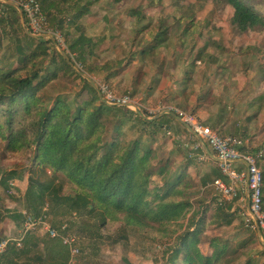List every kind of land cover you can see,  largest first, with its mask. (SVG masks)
<instances>
[{
    "label": "trees",
    "instance_id": "obj_1",
    "mask_svg": "<svg viewBox=\"0 0 264 264\" xmlns=\"http://www.w3.org/2000/svg\"><path fill=\"white\" fill-rule=\"evenodd\" d=\"M35 1L49 26L63 36L69 62L48 39L26 34L18 11L0 3V53L3 51L1 56H4L6 50L9 53L6 57L14 61L9 68V62L2 64L0 60V141L5 152L26 156L27 160L23 169L0 179L3 190L8 189L10 180L21 179L26 169L28 177L22 196L25 211L32 217L44 215L45 205L54 210L64 203L68 213L74 214L73 221L80 222L76 230L79 236L99 240L102 238L99 231L118 229L120 235L113 242L121 246L124 256L131 249L126 234V229L131 228L153 242L172 240L173 246L166 252L169 264H237L248 249L259 245L256 231L244 226L240 215L243 210L230 212L231 205L219 195L214 200V208L198 199V208L194 209L199 185L188 170L189 158L185 154L182 160L165 155L156 139L155 131L160 125L156 129L155 122H147L123 107L105 104L81 76L84 73L90 77L105 75L99 79L105 82L114 73L113 64L99 65L92 61L96 55L94 40L86 37L79 26L92 2L67 6L75 8V13L58 18L61 15L58 2ZM122 1L113 0L116 4ZM211 1L224 2L232 9L230 25L238 33L264 32V0ZM128 15L136 22L144 19L136 10ZM193 26L196 28L198 23H191L186 29ZM144 29L141 25L136 30L139 43L145 41ZM201 31L196 34L198 37ZM163 32L161 35L166 34V30ZM151 45L141 50L143 56L152 53ZM202 51H196L197 58ZM85 61L90 65L85 71L82 69L81 75L76 73L74 66ZM118 68L120 71L122 65ZM255 70L264 80V63H257ZM188 96L185 88L181 97L186 100ZM125 125L129 131H137V136L127 138ZM254 150L239 148L241 153L253 154ZM59 175L66 184V193L61 195V185L55 180ZM220 177L212 170L205 179L212 182ZM23 199H17L18 204L22 205ZM5 211L13 225L20 226L22 215L17 210ZM236 218L246 229L238 234L236 242L216 233L207 236L210 228L222 232ZM32 234L25 236L22 248L10 245L0 256V264L3 261L13 264V260L26 253L35 256L38 264L68 263V251L58 240ZM204 244L209 250L206 254L200 250ZM243 264L256 263L248 258Z\"/></svg>",
    "mask_w": 264,
    "mask_h": 264
},
{
    "label": "crops",
    "instance_id": "obj_2",
    "mask_svg": "<svg viewBox=\"0 0 264 264\" xmlns=\"http://www.w3.org/2000/svg\"><path fill=\"white\" fill-rule=\"evenodd\" d=\"M136 1L139 3L141 0H129V3L131 2V5ZM85 2L91 1L86 0ZM80 4L82 3L80 2ZM113 5L115 4L112 3L111 0H93L88 8V13L79 21V26L82 28V32L85 36L92 38L96 45L98 43L96 48H99L102 44L108 47V41L115 37L111 33H105L106 25L110 21L121 19V17L114 12H111L110 15L108 14V11L114 7ZM138 5L139 4L131 10H137L136 8ZM129 9L130 8H128L126 12L127 15L131 11ZM59 11L61 15H59L58 18H63L64 15H73L76 9L65 7ZM51 12L55 15L57 14L54 10ZM60 12H58V14ZM127 19L134 20V27L124 30V26H120L122 29L120 33L125 32L126 34V46L121 48L123 52L122 56L119 60H116V62L104 60L107 62L105 64H113L111 69L112 72H114L112 77L106 81L113 87L116 94H118L117 90L121 87L123 91L130 93L134 98L140 100L147 109L155 112L152 116L146 112L134 113L138 114L147 122H155L156 129L158 125L161 126V128L155 131L156 139L166 155H175L178 160H182V154H185L189 158L191 164L188 170L199 185V193L195 201L193 200V208H198V199L206 206L214 208V200L217 198L218 194L211 187L213 181L210 182L209 179H205V176L210 174L212 170L219 173L213 150H210L208 148L209 146L204 141L195 137L191 129L179 118L167 112L165 109L179 108L189 112L193 114L200 123L208 126L220 136H232L237 138L242 142L241 148H246L247 150L255 149L257 151L258 149L264 148V89L261 91L264 80L261 78L260 80H253L255 72L253 73V77H250L248 71L246 73H240L239 76L236 77L232 76L230 73V76H221V74L224 73L222 70H218L219 72L216 77L213 76L209 78L211 75H209V73L206 74L205 69L207 70L210 66H213L215 69H223V63L218 56L215 57L210 55L211 52L209 53V48H214L215 45L212 43L213 45L210 46V39H204V32L206 30L202 32L201 37H198L192 32L190 33L192 37L189 43L194 41V50L192 52L203 50L200 56L198 58L196 57L194 60H191L192 55L188 51L186 52L184 60L181 59L182 61H177V56H175L174 59V57H172L173 52H171L167 46L168 40H166V37L162 39L164 35L157 40V42H160L159 47L157 48L151 45V49H153L152 53H147L143 56L141 50L146 49V42L150 40L139 43L138 39V45H135L134 38L136 30L139 28L140 21L136 22V20L133 17H129V15ZM29 36L32 37L31 35ZM204 43L207 44L205 49ZM132 44L134 46L130 50ZM99 53L100 52H98L97 57ZM1 55H3V51H1L0 56ZM94 58H92V61ZM180 63L181 65H179ZM119 65H122L120 71H118ZM11 67L12 66H9V68ZM105 74H108V72ZM189 77L190 79H188ZM255 87L260 88L255 90ZM185 88L189 96L186 100H183L181 95ZM160 107L164 109L158 111ZM146 128L149 130L148 126H146ZM197 145L199 147L195 148ZM201 155L205 156L203 160H199ZM257 165L259 170L263 173L264 204V155L259 159ZM236 169L244 173L246 165L243 162H238L236 164ZM0 187L3 190L4 186L0 184ZM240 187L241 190L238 199L229 202L231 205L230 212L248 210V192L245 183L241 184ZM11 189L16 192L15 189ZM4 210L0 212H5ZM235 222L237 221H234L228 228L223 227L225 230L222 232L218 231L216 235L236 242L239 237L238 234L241 235L244 231L246 232V229ZM9 223L14 226L11 221ZM228 229L231 230L228 231ZM255 233L258 238L259 246L264 247L257 232ZM39 235L42 236V233ZM6 236L8 235H3L0 239ZM204 245L206 246L207 244ZM205 251L208 253V248H206ZM255 254L256 252L253 250L252 255L245 256V259L240 260V257L237 264H243L248 258L253 259L256 264H262L264 262V251L261 249L260 254L263 255L261 257L254 256ZM34 257L35 256L26 253L17 260H13V264H38L34 261ZM1 264H4V261L1 262Z\"/></svg>",
    "mask_w": 264,
    "mask_h": 264
},
{
    "label": "rangeland",
    "instance_id": "obj_3",
    "mask_svg": "<svg viewBox=\"0 0 264 264\" xmlns=\"http://www.w3.org/2000/svg\"><path fill=\"white\" fill-rule=\"evenodd\" d=\"M55 1L58 2L57 5L58 9L60 10L62 8L64 9L67 6H72L76 3H82L86 0ZM88 1L93 2V0ZM111 2L114 3L113 0H111ZM122 2L121 3L123 5H119L120 3H114V7L110 11H108L109 15L111 14V12H114L119 17H121V19L110 21L106 25L105 33H111L115 37L108 41V47L107 45L104 46V44H102L99 48L95 47L94 51H96V58L93 59V62L102 64L107 63L105 61L116 62V60H119L121 58L123 53L121 51V48L126 46V34L125 32L120 33V30H122L120 26L123 25L124 30L134 27V20L127 19L128 15L126 12L128 8H130L129 10H131L136 7L137 4H139L136 8V11L142 13L144 17L143 21H140L139 27L141 25L145 26L144 31H146V33L143 38L145 41L150 40L146 42L145 48L150 46V43H152L154 47L158 48L160 42H155V40L160 39L162 36L161 34L166 30V34L162 36V39L166 37V40H168L167 46L169 50L173 52L172 57H174L175 59V56H177L178 60H176L180 62L181 59L184 60L186 52L188 51L192 55L191 60H194L196 58V52H192V50H194V41H192V43H189L191 42L190 40L192 37L190 33L194 31L193 34H197L201 29L203 32L206 30L204 32V39H210V43L215 42V47L209 48V53L211 52L210 55L215 57L218 56L223 63V69H215L213 66L208 67L207 70L205 69L206 74L209 73V75H211L209 78L213 76L216 77L219 72L218 70L224 71L221 76H230V74H232V76L234 77L239 76L240 73H246L248 71V75L250 77H253V73L255 72L253 80H260V78L256 74L255 66L257 63H264V32L250 31L244 34L238 33L234 29V27L230 25L232 9L224 2H214L211 0H141L139 3L136 1L131 5V2L129 3V0H123ZM191 23H198V26L196 28L193 26L187 30L186 26ZM206 25L207 28L205 27ZM194 29H196L197 31H195ZM150 33L151 35H149ZM72 35L74 36L76 35V33H72ZM138 39L139 36H136L134 42L135 45H138ZM97 45L95 43V46ZM133 46V44L132 46H130V50ZM216 46L224 49L225 51H221V49ZM246 48H249V52L247 53L245 52ZM254 48L256 51H252ZM98 52L100 53L97 57ZM8 55L9 53L5 50L4 56H0V60L2 61V64L9 62V66H13L14 61L9 60L6 57ZM252 61H254L253 65ZM248 64H251L252 66L250 65L251 67H248ZM87 65H90V63L88 64L85 61L80 63L78 66L80 67V69H83L85 71ZM179 65H181V63ZM73 70H77V68L74 67ZM70 75L72 76V74ZM84 77L85 79L91 81H93L94 79H101L100 77L96 76L90 77L85 73L83 74V78ZM105 82L114 92L113 87H111V85L108 84L107 81ZM259 88L255 87L254 89L257 90ZM263 89L264 85L261 87V91ZM117 92L118 94H127V92L123 91L121 87L117 90ZM126 126L127 125H125V127ZM124 131V134L127 136V138L137 136V131H129L127 127ZM208 148L211 150L210 147ZM25 163H27L26 156H13L12 154L5 152L4 143L0 141V179L9 172L20 171L24 168L23 165ZM27 177L28 174L25 169V173L23 174L21 179H13L8 182V189L6 188L4 191L0 187V211L4 210L5 207H7L5 209H7L8 211H16L19 209L18 212H22L25 210L24 205L26 203L24 202L22 194L26 188ZM55 180L58 185H61V190L63 192L60 193L59 191L58 194H65L66 191H64V189L66 184L63 177L60 175L56 176ZM11 188L15 190L17 189L18 192H14ZM21 198L23 199L22 205L18 204L17 202V199L21 200ZM44 208H46V205L42 208L43 211ZM67 208L68 207L64 203L57 205L54 210L49 206V208L47 207V209L49 210H47L44 214L47 216V222L51 226H53V228H57L61 223L65 222L68 225H71L73 227H71L72 231L76 233L80 222L79 220L73 221L72 216H74V214L68 213ZM10 221L11 220L8 218L6 211L2 213L0 212V237L3 235H8L6 237L16 238L19 235L23 225V221L18 227L12 226L9 223ZM235 221H237L235 223H239L242 227L239 218H236ZM126 230V234L130 239L131 249L128 253H126L125 256L121 251V246L113 242L117 240L120 235L118 229H110L108 232L99 231L100 236L102 237L99 240H92L93 237L86 238L83 235L79 236L76 233L80 237V247H82V253L78 255L76 264H169L166 260V256H168L166 252L173 246L172 240L153 242L142 237L134 229L129 228ZM230 230L231 229H228V231ZM217 231V229L215 230L210 228V231L208 232L209 234H207V236H211V234L215 233L217 234ZM34 234L38 236L40 233ZM44 236L45 235L42 234V238H44ZM206 248L207 247L205 245H201V252L206 253ZM261 249V246L255 245L251 249L247 250L245 254L246 256H249L250 254L252 255V251L254 250V252H256L254 256L261 257L263 256L260 254ZM243 259H245V256H243L240 260Z\"/></svg>",
    "mask_w": 264,
    "mask_h": 264
},
{
    "label": "built area",
    "instance_id": "obj_4",
    "mask_svg": "<svg viewBox=\"0 0 264 264\" xmlns=\"http://www.w3.org/2000/svg\"><path fill=\"white\" fill-rule=\"evenodd\" d=\"M10 1L16 4L22 15L26 19V25L30 34L35 37L51 39V42L60 51L67 54L64 39L58 30L52 29L46 16L40 11L35 0H0ZM50 41V40H49ZM76 64L74 67L81 72L82 69ZM82 73V72H81ZM95 90L100 99L109 106L123 107L129 112H146L154 115V111L147 109L140 100L131 97L130 94H116L109 86L101 80H93ZM163 110L160 107L159 110ZM167 112L174 114L190 129L192 134L204 141L214 153L217 169L220 178L214 179L211 187L226 202L238 199L241 190L240 185L245 183L248 192V210L240 212L247 229L258 232V236L264 242V204H263V177L258 168V161L264 155V148L258 149L255 153H241L239 148L242 142L232 136L222 137L208 126L203 125L191 113L184 112L178 108H166ZM197 145L195 148H198ZM204 155L199 157L203 160ZM243 162L246 165L244 173L237 171L236 164ZM46 209V210H45ZM47 211V206L44 211ZM21 213L23 225L16 238L4 237L0 239V256L5 254L10 245L20 249L26 235L31 233H42L49 239L58 240L62 246L66 247L69 255L67 264H76L78 255L82 253L80 237L72 231L67 223H61L57 228H53L47 222V216L33 218L25 210Z\"/></svg>",
    "mask_w": 264,
    "mask_h": 264
},
{
    "label": "water",
    "instance_id": "obj_5",
    "mask_svg": "<svg viewBox=\"0 0 264 264\" xmlns=\"http://www.w3.org/2000/svg\"><path fill=\"white\" fill-rule=\"evenodd\" d=\"M0 3L3 4V5H9V6L13 7L14 9H16V10L18 11L19 16H20V18H21L22 27H23L24 31H25L27 34H29L28 31L26 30V28H25L24 25H23V17H22V13H21L20 9L16 6V4L13 3V2H10V1H4V2L0 1ZM29 35H31V34H29ZM31 36H32V37H35V36H33V35H31ZM49 40L51 41L50 38H49ZM51 43H52V42H51ZM52 44H53V43H52ZM53 48H55V49H56V50L62 55V57L65 58V60H67V62H69L65 53H63L62 51L60 52V50H59L56 46H54V45H53ZM74 71H75L76 73L80 74V75L82 74V73H80V72L77 71V70H74ZM81 76L83 77V75H81ZM84 78H85V77H84ZM86 80H87V79H86ZM88 82H89L90 85L95 89L94 84H93V81L88 80ZM99 98H100V97H99ZM100 100H101V99H100ZM101 101H102V100H101ZM102 102H103V101H102ZM261 243L264 244V242H262V241H261Z\"/></svg>",
    "mask_w": 264,
    "mask_h": 264
}]
</instances>
